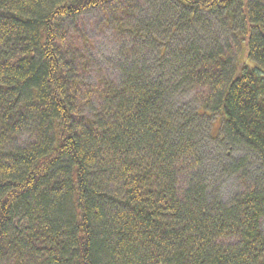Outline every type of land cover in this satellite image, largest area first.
Wrapping results in <instances>:
<instances>
[{
    "label": "trees",
    "instance_id": "trees-1",
    "mask_svg": "<svg viewBox=\"0 0 264 264\" xmlns=\"http://www.w3.org/2000/svg\"><path fill=\"white\" fill-rule=\"evenodd\" d=\"M262 1L0 0V264H264Z\"/></svg>",
    "mask_w": 264,
    "mask_h": 264
},
{
    "label": "rangeland",
    "instance_id": "rangeland-1",
    "mask_svg": "<svg viewBox=\"0 0 264 264\" xmlns=\"http://www.w3.org/2000/svg\"><path fill=\"white\" fill-rule=\"evenodd\" d=\"M263 7H264V0L262 1ZM90 20H92V24L88 23L89 29H88V34L91 37V40L95 41L97 44H101L102 41L105 37V34L103 31H101L99 28L95 27L99 21V23L102 21V16L98 15V13H94V17H90ZM232 35L230 33H225L222 39V44L227 47V43H229V46L231 44H235L238 46V50L236 51V56L237 58H239L240 61L244 60V63L246 61H248V49L247 46L245 45V43H240L238 42L239 40H235L233 37H231ZM162 37V36H161ZM159 37V38H161ZM161 39H165V36H163ZM241 40V39H240ZM208 41H211L208 39ZM212 43V42H211ZM104 47H106V45L102 46L101 48L104 49ZM116 48L118 47V44L115 46ZM109 49H111L110 45H109ZM105 64H103V66L105 67ZM174 99V103H177L178 105H180L183 102H186V106L189 107L191 109V107L196 106L197 102H196V98L195 95L193 93V91H188L185 92L184 94H182V96L177 97V98H173ZM217 116L214 115L208 123V129L210 128V130L212 129L214 134H217L219 129H220V125H221V119L220 118H216ZM234 152L236 153V155H241L242 153H245V149L244 147L240 150L235 149ZM206 166L208 168V171L214 172L211 168L213 167V161L211 160V157L209 155L206 156ZM213 182L215 183V185L217 184V180L214 177L213 178ZM221 182V181H219ZM221 186L222 188H224L225 192L223 193L224 198H229L232 195L233 190L235 189V183L234 182H221Z\"/></svg>",
    "mask_w": 264,
    "mask_h": 264
}]
</instances>
